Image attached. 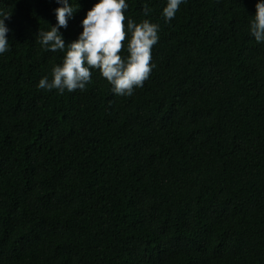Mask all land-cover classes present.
<instances>
[{
	"label": "trees",
	"instance_id": "16d2710c",
	"mask_svg": "<svg viewBox=\"0 0 264 264\" xmlns=\"http://www.w3.org/2000/svg\"><path fill=\"white\" fill-rule=\"evenodd\" d=\"M95 2L76 0L66 43ZM127 2L159 40L143 87L116 96L97 71L84 91L38 89L63 55L36 35L57 0H0V264H264L256 0H185L168 23L167 0Z\"/></svg>",
	"mask_w": 264,
	"mask_h": 264
},
{
	"label": "clouds",
	"instance_id": "9594fccd",
	"mask_svg": "<svg viewBox=\"0 0 264 264\" xmlns=\"http://www.w3.org/2000/svg\"><path fill=\"white\" fill-rule=\"evenodd\" d=\"M185 0H167L162 8L165 23L175 18ZM54 9L56 23L39 29L38 43L45 51L60 52L62 59L51 68V76H42L36 87L60 94L84 91L97 71L106 79L110 91L116 96H132L149 78L152 68L151 51L159 40L160 25L149 19L134 21L126 18L127 0H96L80 21L82 31L66 43L60 29L76 11V0H57ZM255 13L249 21V32L257 43H264V0H256ZM151 9L143 6L146 17ZM11 11L0 9V55L10 49L5 20ZM127 37V39H126ZM123 49V51H122Z\"/></svg>",
	"mask_w": 264,
	"mask_h": 264
}]
</instances>
